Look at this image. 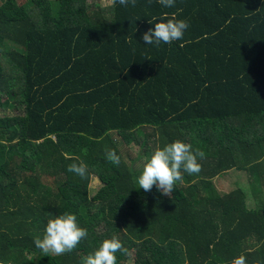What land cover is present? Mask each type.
Wrapping results in <instances>:
<instances>
[{"label":"trees","instance_id":"obj_1","mask_svg":"<svg viewBox=\"0 0 264 264\" xmlns=\"http://www.w3.org/2000/svg\"><path fill=\"white\" fill-rule=\"evenodd\" d=\"M174 13L183 39L146 45ZM0 110V264H81L113 236L131 253L117 264H264V0H0ZM177 140L202 171L140 189ZM80 161L89 179L67 171ZM234 170L249 190L221 192ZM65 213L88 237L45 255L34 240Z\"/></svg>","mask_w":264,"mask_h":264},{"label":"clouds","instance_id":"obj_2","mask_svg":"<svg viewBox=\"0 0 264 264\" xmlns=\"http://www.w3.org/2000/svg\"><path fill=\"white\" fill-rule=\"evenodd\" d=\"M118 3L124 7H135L137 0H118ZM158 3L165 8H171L175 7L176 0H158ZM154 24V29L150 28L142 36L146 45L158 46L161 42L171 44L180 41L190 26L186 20L176 19L175 13L173 18L167 19L166 22L160 20L159 23ZM106 158L115 165L121 162L120 156L114 149H106ZM204 158L205 154L202 151L197 149L194 152L191 144L179 140L163 148L158 147L145 163L142 174L137 180L138 185L145 192L151 191L153 186H156L163 195L170 196L176 182L182 181L183 173L192 175L202 171V165L198 160ZM67 171L82 179L90 178L88 165L83 161L70 164ZM88 234V230L78 224L76 215L65 213L50 219L45 234L42 238H36L34 244L45 255H64L73 252ZM117 252L126 256L131 255L121 240L113 236L111 239H105L94 253L83 257L81 264H117ZM232 264H247V258L240 255L232 261Z\"/></svg>","mask_w":264,"mask_h":264},{"label":"rangeland","instance_id":"obj_3","mask_svg":"<svg viewBox=\"0 0 264 264\" xmlns=\"http://www.w3.org/2000/svg\"><path fill=\"white\" fill-rule=\"evenodd\" d=\"M90 1H96L98 4L102 6H109L113 0H90ZM16 110H14L15 112ZM13 112V110L11 111ZM9 113V112H8ZM5 113L0 110V116H3ZM132 153L135 154V150L132 151ZM248 176L245 172L240 171H229L225 173L223 176L216 178L215 183L218 186V189L221 190V192H229L233 190L238 185H241L246 191L249 190V182H248ZM101 183L98 179H95L91 183V196L95 195L97 191L100 189ZM249 195L248 201L249 205H252V197L250 196V193L247 192ZM127 264H132V260H129Z\"/></svg>","mask_w":264,"mask_h":264}]
</instances>
